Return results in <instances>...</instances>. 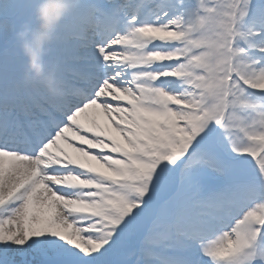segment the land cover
Here are the masks:
<instances>
[{
    "label": "snow or ice",
    "instance_id": "snow-or-ice-1",
    "mask_svg": "<svg viewBox=\"0 0 264 264\" xmlns=\"http://www.w3.org/2000/svg\"><path fill=\"white\" fill-rule=\"evenodd\" d=\"M42 2L0 0V264H264V0H77L57 95Z\"/></svg>",
    "mask_w": 264,
    "mask_h": 264
},
{
    "label": "clouds",
    "instance_id": "clouds-1",
    "mask_svg": "<svg viewBox=\"0 0 264 264\" xmlns=\"http://www.w3.org/2000/svg\"><path fill=\"white\" fill-rule=\"evenodd\" d=\"M56 3L55 14L49 18L45 16L44 10L53 3V0H43L37 9L38 27L31 30L25 27L17 34L19 46L28 60V70L33 81L40 82L52 95L61 91L52 73L45 74L41 58L45 47L52 41L55 28L65 14L70 12L77 3V0H54Z\"/></svg>",
    "mask_w": 264,
    "mask_h": 264
}]
</instances>
